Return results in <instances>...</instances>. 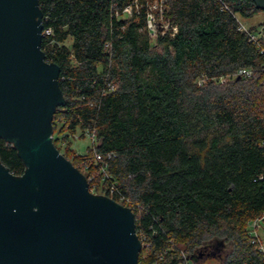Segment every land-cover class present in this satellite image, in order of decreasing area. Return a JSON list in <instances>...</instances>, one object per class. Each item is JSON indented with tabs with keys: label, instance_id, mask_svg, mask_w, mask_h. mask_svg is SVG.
<instances>
[{
	"label": "trees",
	"instance_id": "16d2710c",
	"mask_svg": "<svg viewBox=\"0 0 264 264\" xmlns=\"http://www.w3.org/2000/svg\"><path fill=\"white\" fill-rule=\"evenodd\" d=\"M38 2L41 48L65 99L54 143L62 152V134L63 154L85 174L100 170L95 152L105 156L96 181L133 209L140 264H200L212 242L230 245L221 264H264L248 229L264 215V21L240 23L264 10L254 0H166L169 27L152 38V0L132 14L123 11L135 0ZM78 132L95 134L85 154L69 142ZM0 162L25 172L3 136Z\"/></svg>",
	"mask_w": 264,
	"mask_h": 264
},
{
	"label": "water",
	"instance_id": "95a60500",
	"mask_svg": "<svg viewBox=\"0 0 264 264\" xmlns=\"http://www.w3.org/2000/svg\"><path fill=\"white\" fill-rule=\"evenodd\" d=\"M43 30L38 0H0V136L26 164L14 175L0 162V264H140L133 209L92 193L54 143L65 99Z\"/></svg>",
	"mask_w": 264,
	"mask_h": 264
},
{
	"label": "built area",
	"instance_id": "2783aa9c",
	"mask_svg": "<svg viewBox=\"0 0 264 264\" xmlns=\"http://www.w3.org/2000/svg\"><path fill=\"white\" fill-rule=\"evenodd\" d=\"M165 2H166V0H160L158 4H155L154 2L150 3L149 11L147 13V22H148V28L150 31V35L152 38L157 37L158 31L165 33L169 27L168 24L164 23ZM138 8H139L138 0H135V4L127 6L123 12L125 14H132L133 10L138 9ZM240 23H241V27L244 30L249 31V28L245 27L241 21H240ZM173 30L177 31V27H173ZM50 32H51L50 29L45 30V33H47V34H49ZM258 36L259 35H257V34L250 33L251 40L257 41ZM262 52H264V50H262ZM238 74L250 75L251 71H249L248 69H241V70H239ZM87 136L91 137L92 144H94L95 143L94 132L88 133ZM111 156H112L111 154L107 155L108 158H111ZM93 161H94V164L96 166H99L100 170L97 172H93V173L90 172L88 174H85V176L87 177V181L89 183V187L91 185V187L89 188L90 191L94 194L107 195V196L113 198L118 203L129 207V205H127L128 200L125 196H119V197L114 196L115 189H116L114 184H110L108 186V185H104L102 181H100V183H99L100 187H98L97 184H95L96 176H97L98 172L105 173V175H107L106 170L108 168V163H107V159L105 158V156L99 152H95ZM263 219H264V216H262V215L260 217L256 218L255 220L252 221L253 222L252 226L254 228H256L257 225H259V222ZM154 264H160V263H159V261H157Z\"/></svg>",
	"mask_w": 264,
	"mask_h": 264
},
{
	"label": "rangeland",
	"instance_id": "374dc122",
	"mask_svg": "<svg viewBox=\"0 0 264 264\" xmlns=\"http://www.w3.org/2000/svg\"><path fill=\"white\" fill-rule=\"evenodd\" d=\"M159 1L160 0H152V2H154L155 4H158ZM240 19H241L242 24L247 28H249L250 26H259L260 27V24L264 21V12H260L257 15L250 17V18H240ZM68 43H69V41H68ZM57 132H58V130H57ZM62 138H63V135L60 134L58 144L61 145L60 149L62 150V153L67 154L66 146L68 145V142L65 139H63L64 142H62L61 141ZM69 142L71 143V147L74 149L73 151L75 153H80V154L87 153L88 148L92 145L91 137L90 136L81 137L80 132H78L74 137H71V141L69 139ZM67 158L69 160L74 161L72 154H69ZM74 162L76 163V161H74ZM83 171H86V170L83 168ZM83 173L85 174V172H83ZM95 184H97V186L100 187V184L97 181L95 182ZM262 216H264V215H262ZM252 223L253 222H251L248 225L249 232L252 233V235L254 237L253 240L256 241L262 249H264V219L259 222V225H257L256 228H254L252 226ZM221 245H222V243H220V246ZM221 247L223 248V252H225V251L228 252L230 250V245H228V244L224 243ZM199 255L201 257L199 259L200 264H221L222 263V260H220L218 258V256H217V259H211V257H208L207 255H204V256H202L201 254H199Z\"/></svg>",
	"mask_w": 264,
	"mask_h": 264
},
{
	"label": "flooded vegetation",
	"instance_id": "af4514ba",
	"mask_svg": "<svg viewBox=\"0 0 264 264\" xmlns=\"http://www.w3.org/2000/svg\"><path fill=\"white\" fill-rule=\"evenodd\" d=\"M221 246L218 243H211L209 245H206V247L203 248L204 253L202 254V256L207 255L208 257H211V259H217L218 256V258L222 260L221 257L223 255V248Z\"/></svg>",
	"mask_w": 264,
	"mask_h": 264
}]
</instances>
